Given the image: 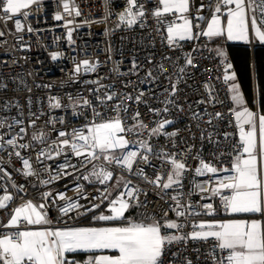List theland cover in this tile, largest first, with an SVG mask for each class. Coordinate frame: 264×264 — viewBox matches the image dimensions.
<instances>
[{
	"label": "built area",
	"instance_id": "2783aa9c",
	"mask_svg": "<svg viewBox=\"0 0 264 264\" xmlns=\"http://www.w3.org/2000/svg\"><path fill=\"white\" fill-rule=\"evenodd\" d=\"M4 3L0 0V196L12 199L0 208V238H15L22 231V227H6L20 201L44 205L49 228L70 224L107 208L117 176L122 175L123 199L140 208L139 219L180 225L171 236L182 239L165 243L160 264H228V250L219 248L214 237H191L203 219L221 218L228 212L222 197L231 196L232 190L219 185L235 175L232 165L243 154L229 80L224 79L226 63L215 55L213 41L204 34L216 0H189L184 16L190 20L192 38L175 44H169L167 28L181 21L180 13L158 19L153 15L162 7L158 0H136L132 12L143 5L145 15L131 26L120 19L129 8L128 0H43L16 14L5 13ZM259 4L257 0L247 16L252 49L258 44L251 17L264 31ZM17 19L21 30L16 28ZM53 53H59L56 59ZM84 60L95 64L96 70L85 72ZM52 98L59 99V108L51 106ZM117 117L125 129L119 135L129 143L116 157L136 152L131 169L103 156L90 159L87 153L79 157L73 153V130L87 135L93 123ZM165 120L171 123L152 134ZM244 128L247 131L249 125ZM61 131L67 135L59 137ZM41 133L42 139H33ZM13 139L15 143L8 144ZM63 139L70 144L62 146ZM171 158L186 167L179 183L164 189L162 183L173 169ZM24 159L32 175L24 174ZM201 161L217 172L197 173ZM101 168L112 173L104 183L92 175ZM157 176L159 185L151 182ZM129 191L133 196L127 195ZM61 193L80 208L61 212L68 202L59 198Z\"/></svg>",
	"mask_w": 264,
	"mask_h": 264
},
{
	"label": "snow or ice",
	"instance_id": "6c2138e0",
	"mask_svg": "<svg viewBox=\"0 0 264 264\" xmlns=\"http://www.w3.org/2000/svg\"><path fill=\"white\" fill-rule=\"evenodd\" d=\"M35 2L36 0H5L4 11L5 13L12 14L20 13L22 9H26ZM158 3L162 7H158L153 11L155 17L162 19L165 14L172 13L175 15L176 13H180L177 19L183 20L182 24L173 21L168 25L167 40L169 44H175L177 40L191 39V23L184 16V13L188 11L189 0H158ZM223 3L226 5L235 4V9H229L228 11V38L246 40L248 38L247 9L255 3V0H223ZM128 4L129 8L125 13H121L120 19L121 21H126L131 26L136 23L138 18L145 15V11L144 6L139 5L140 10L137 13L132 12V8L136 6V0H128ZM257 7L264 13V0H260V4ZM64 8L66 11L68 10L67 3H65ZM219 10L218 7L217 11ZM23 15L26 17L28 13L24 12ZM76 15H80L79 10H76ZM126 17L128 18L126 19ZM56 19H61V16L57 15ZM15 23L17 30H21L22 25L20 20L17 19ZM216 23H218V18L214 17L213 24ZM261 23H264V20ZM212 27L213 25L210 24L209 31L204 34L208 36L218 34L212 30ZM251 27L255 31L256 37L264 41V31L257 25L255 16L251 17ZM68 35L71 38V30H69ZM58 55L59 53H53L52 58L56 59ZM187 63L191 64L192 60L189 59ZM82 64L85 72H94L96 70V65L90 63L88 60L82 61ZM227 67L231 68V65L229 64ZM80 70L81 66L77 65L76 71L80 72ZM224 79L226 81L234 79V74L232 76L225 75ZM232 91L235 93L232 97L233 101L237 104H243L239 86L232 85ZM52 99L54 103L51 106L59 108L61 106L59 99ZM107 99L111 100L112 96H108ZM137 100H139V97H137ZM85 103L87 104L88 101H85ZM217 115L219 116L220 114L217 113ZM235 116L240 128L243 153L246 154V157L238 156L236 158L232 165L235 175L226 177L228 182H221L219 188L232 190L231 196L222 197L226 206L232 212H260L261 181L258 179L257 156L255 154L257 148L255 114L245 107L242 111H237ZM34 123L35 121H33ZM170 123L171 121H163L157 128L151 130L152 134L160 133L164 129V126ZM244 125H249L247 131ZM21 131L24 130L21 129ZM124 131L122 121L117 117L114 120L93 123L88 128L87 135L84 134L83 130H73L71 144L68 139L61 140L60 144L62 146L70 144L73 153L78 157L87 153V157L90 159H100L102 155L103 159L109 163L114 161L131 169L133 161L137 157L136 152H127L122 157L110 155V150L123 149L129 143L122 135H119ZM66 135L67 133L63 131L59 132V137H65ZM169 135H175V133H170ZM43 136V133L34 135L33 139H42ZM76 141H82L83 143H76ZM14 143V139L8 141V144ZM259 143L261 151L264 152V115L259 116ZM20 147H27V145H20ZM148 150H151L150 147ZM98 152L100 155H98ZM59 154L60 152L57 151V155ZM41 155H45V153L42 151ZM16 156L19 157L20 153L17 152ZM48 158L51 159L52 157L49 155ZM143 158L147 159V157ZM23 164L25 169H27L24 174L32 175L29 161L24 159ZM171 165L173 171L169 174L167 182L162 183L164 189H168L174 183H179V178L186 167L183 162L175 158H171ZM204 170L212 173L217 172V168L201 161V167L197 168L196 172L202 173ZM92 175L96 176L100 180V183H104L112 177V173L103 168L99 172L94 171ZM83 179L88 180L89 177L84 176ZM151 182L159 185L161 177L157 176L155 181ZM44 183H48V181H44ZM214 191L218 192L219 189H214ZM51 195V193L44 194L45 197ZM127 195L131 197L133 196V192L129 191ZM123 196L124 194L122 193L116 200L111 201L110 211L112 215H100L98 219L114 220L123 217L129 207L128 201L124 200ZM59 198L68 201L61 208V212L63 213L80 208L78 203L71 201L63 193L59 194ZM11 199V195L0 196V208L6 207V202ZM44 207L42 204L37 206L28 201L13 210L14 214L11 216L6 227L18 225L21 220L29 225L50 223L43 213ZM93 207H99V205H93ZM205 207L211 209L212 206L206 205ZM177 215L182 216L184 213L178 212ZM162 227L179 228L180 225L171 221L165 225H161L158 222L148 224L129 222L123 227L19 231L15 234V238L7 235L0 238V261L3 264H66L64 259L65 252H72L77 249H117L119 251L118 256L97 257L96 264H160V257L162 256L165 243L182 239V237L178 236L161 235ZM205 227V224L201 223L199 228L202 231H194L191 233V237L193 239L214 237L219 241V248L228 250L229 254L226 257L228 264H264V232L259 229L257 221H252L251 225H248L245 221H230L219 225V230L203 231ZM207 227L212 229L214 225H207ZM88 264H92V261L89 260Z\"/></svg>",
	"mask_w": 264,
	"mask_h": 264
},
{
	"label": "crops",
	"instance_id": "0c3cea01",
	"mask_svg": "<svg viewBox=\"0 0 264 264\" xmlns=\"http://www.w3.org/2000/svg\"><path fill=\"white\" fill-rule=\"evenodd\" d=\"M39 1H43V0H36V2H39ZM256 4H257V0H255V3L252 4V6L250 8L247 9V16H248V12L251 9H253L254 7H256ZM218 7L220 9L219 11H217ZM229 9H233L234 10L235 9V4L226 5V4L223 3V0H216V3L214 4V6L212 8L211 15L208 18V20L205 22V25H204L205 32L209 31V25L212 24L213 25L212 30L214 32L218 33V34L209 36L212 41L215 40V38L222 37L223 38V42L225 43L226 46L228 44L248 45L251 42V34H250L249 26H248L249 25L248 24V19H247V34H248V38L246 40L245 39H229L228 38V11H229ZM214 17L218 18V23H216V24H213V18ZM182 23H183V20L178 22V24H182ZM234 27H235V22H234ZM261 30L263 31L262 28H261ZM253 38L257 42L258 45H263L264 44V41H261V40H259L258 37H256L255 31H254V34H253ZM186 39H188V38H186ZM248 110L255 114L256 123H257V129H256L257 148L255 150V154L257 156L258 179L261 181V187H260V191H261V196H260L261 211L260 212H232L231 209L229 208L228 212L221 218L208 217V218L203 219L201 223L205 224V226H206L203 229V231L219 230V225L228 223L230 221H245V222H247L248 225H251L252 221H257L258 224H259V229L262 232H264V152L261 151L260 143H259V116H260V114H259V112L257 110H253V109H249V108H248ZM241 156L246 157V154L243 153ZM112 199H113V196H112ZM27 202L28 201H20L15 208L20 207L21 205H24ZM134 207H136V206L132 205V204H129V207L125 211L123 217L126 215L127 211L132 210ZM100 215H112V212L110 211V205H108L107 208H105L104 214H100ZM123 217H121L120 219H122ZM95 218L97 219V217H95ZM134 218H138V216H136ZM118 220H119V218H118ZM151 221L155 222L156 220H151ZM151 221H145V220L136 221L132 217V218L126 220L124 223L116 224V225H99V226H95L92 223L88 224V223H80V221H78V222L76 221V222H73V223H70V224H65V225H61V226H58V227L49 228L45 224L29 225L26 222L23 223V220H21V222L18 225L9 226V227H11V228L22 227V231H36V230H41V229L66 230V229H75V228L123 227V226H126L129 222H137V223L143 222V223L148 224V223H153ZM170 221L173 222L172 220L164 221V225L167 222H170ZM156 222H158V221H156ZM207 225H214V227L212 229H209L207 227ZM172 229L173 228L162 227L161 235L171 236L172 235L171 234V230ZM197 231H202V229L198 228ZM77 253H85V254L86 253L87 254H91L92 253V254L90 256L86 257L85 260H80V259H76L74 257H70L71 254H77ZM118 255H119V251L117 249H77V250L72 251V252H65L64 253V259L66 261V264H75L78 261H82L85 264H88L89 260L92 261V264H96V258L97 257H101V256L115 257V256H118Z\"/></svg>",
	"mask_w": 264,
	"mask_h": 264
},
{
	"label": "trees",
	"instance_id": "16d2710c",
	"mask_svg": "<svg viewBox=\"0 0 264 264\" xmlns=\"http://www.w3.org/2000/svg\"><path fill=\"white\" fill-rule=\"evenodd\" d=\"M226 50L228 62L235 74L247 106L257 110L260 115H264V44L257 45L254 49L249 45L228 44ZM139 210L140 208L136 206L127 211L126 215L120 220L102 221L98 217L101 213H104L105 209H103L79 221L80 223H92L95 226L116 225L138 216ZM91 254L77 253L71 254L70 257L85 260Z\"/></svg>",
	"mask_w": 264,
	"mask_h": 264
},
{
	"label": "rangeland",
	"instance_id": "374dc122",
	"mask_svg": "<svg viewBox=\"0 0 264 264\" xmlns=\"http://www.w3.org/2000/svg\"><path fill=\"white\" fill-rule=\"evenodd\" d=\"M212 47H213V51H214L215 55H216L220 60H222L223 62L226 63V75H228V76H232V75L234 74V72L232 71L231 68H228V67H227V66L229 65V62H228V55H227L226 45H225V43L223 42V38H222V37L215 38V40H213V45H212ZM232 85H238V86H239V84H238V82H237V79H236V77H235V74H234V79L229 80V88H230L231 95H232V97H233V95H234L235 93L232 91ZM239 92H240V95H241L242 98H243V104H237L235 101H233V103H234V111H235V113H236L237 111H242L243 108H245V107L249 108V107L247 106V104H246V101H245V99H244V96H243V94H242V92H241L240 87H239ZM232 100H233V99H232ZM249 109H251V108H249ZM89 150H91V149H89ZM123 152H124V148H123V149L117 148V149H115V150H110V155L118 156V155H121ZM98 154L100 155L99 152H98ZM101 156H102V155H101ZM172 171H173V169L171 170L170 174L172 173ZM174 179H175V177H174ZM179 179H180V178H179ZM167 180H168V178L166 179L165 182H167ZM174 184H175V183H174ZM174 184H172V186L169 187V189L172 188ZM125 185H126V182H125V179L123 178V176H122V175H118V176H117V179H116V181H115V184H114V188H113V192H112V194H113V195H112V196H113V199H112L111 201L116 200L118 197L121 196L122 191H123ZM109 205H110V204H109ZM101 214H104V213H101ZM105 214H106V213H105ZM133 219H135L136 221L141 220V219L134 218V217H133ZM115 220H118V219H115ZM119 220H120V218H119ZM102 221H104V220H102ZM108 221H110V220H108ZM151 222H154V221H151ZM155 222H156V221H155Z\"/></svg>",
	"mask_w": 264,
	"mask_h": 264
}]
</instances>
